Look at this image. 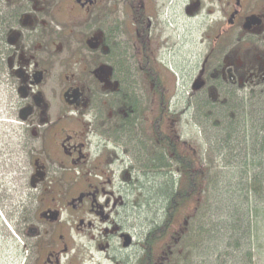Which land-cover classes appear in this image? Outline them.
Wrapping results in <instances>:
<instances>
[{"label": "flooded vegetation", "instance_id": "af4514ba", "mask_svg": "<svg viewBox=\"0 0 264 264\" xmlns=\"http://www.w3.org/2000/svg\"><path fill=\"white\" fill-rule=\"evenodd\" d=\"M161 19L199 36L180 107L147 51ZM263 88L264 0H0V256L20 241L23 264H146L126 226L130 179L172 149L198 156L175 127L194 104L255 103Z\"/></svg>", "mask_w": 264, "mask_h": 264}, {"label": "rangeland", "instance_id": "374dc122", "mask_svg": "<svg viewBox=\"0 0 264 264\" xmlns=\"http://www.w3.org/2000/svg\"><path fill=\"white\" fill-rule=\"evenodd\" d=\"M120 10L121 9H119V11ZM166 20L167 19H161L164 24V29L157 31L160 33L159 35H153L154 41H152V44L147 51L154 62V66L159 72L162 71L164 76H166V78H164V83L170 87L169 96H171L170 93L173 94L174 92L179 96L178 106L180 107L183 106L182 104L185 103L187 96L191 93V82L198 69V64L201 61L202 50H200L199 45H197V39L199 38L198 34H188L185 32L172 34L171 28ZM163 24L161 26H163ZM125 37L129 39L130 59L135 58V67H137L139 66L137 60L140 57L137 54L138 52L136 48H133L131 45L136 39V36L127 33ZM162 51L165 53L166 60H164L163 63L161 61L156 62L155 60H157L159 57L158 55L162 53ZM262 53V47L259 46L258 49H254V58L257 59L258 57V59H260L263 56ZM141 86L143 87V90L149 89L143 86V78H141ZM259 95L260 93L256 96L255 106L248 107V111L246 110V114L248 115L247 118H249V120L247 121L245 128H243L244 126L241 123V120L239 123H233V126H230L232 127L231 130L235 129L234 131H237V133L235 137L230 139V146L226 145L227 147H224V145H222L223 142H220L225 138L224 136H226L227 132L224 133L223 129H216L213 126L214 121L216 122L214 119L218 118H209L206 115L207 111L201 110V108H196L195 104L193 105V109L189 110V112L181 114V117L179 118L181 119V122L179 124L175 121L177 133L184 136V132H186V134L188 133L187 136L193 137V146L195 150H197L198 153L200 150L202 151L205 163L210 167V170L207 171L208 180L206 184H208L209 191L212 194V197L210 196L211 200L220 197L225 204L231 199L230 194H233L235 198L234 203L239 207L240 202L237 203L235 201L242 196L241 193L243 189H241V176L250 170L252 173L261 174V177L264 178V163H262L260 167V165H255L256 163L254 161V163L251 161L243 162L242 160L245 157L242 158L243 156L241 155L236 159L234 158L238 148L241 147L240 142L244 140V129L250 127L256 129L257 126L259 127V125L261 126V124H264L263 101ZM172 97L174 96L172 95ZM209 100L218 101V97L211 94ZM257 102L258 104H256ZM222 111L224 110H218L214 113L219 115ZM219 119L221 120V116ZM223 123L227 124V122ZM231 130L229 129L228 135L233 133ZM251 132L254 131L251 130ZM261 135L264 136V131H262ZM254 138V136L252 139L250 138L248 143H253ZM188 140H190L189 137ZM227 153H229L230 156H227ZM261 154V157L264 158L263 151ZM168 164V166L162 167L161 169L152 170L151 173H148L149 176L141 175L139 178L133 177L130 179V182L139 185L141 188L139 190H134L131 193H126L128 196L127 200L130 202L127 212L128 219L126 221V226L127 230L134 236L139 245L142 244L145 239V234L150 228H152L155 221L160 222V218L162 217V201L159 199L158 194L160 195V189L165 186L164 183L168 180L165 177L167 172L171 171L172 173H176L175 162L171 160ZM243 164H246L245 167L247 169L243 168ZM129 176L131 177V175ZM262 193L264 195V188ZM209 204L208 211L210 213L222 207V204L219 203L209 202ZM134 207L136 208L134 209ZM192 207V203L189 202L187 208L191 209ZM256 209L257 211L255 212L253 219V243L250 244L249 242H243L241 244L242 247L238 248L235 245V237L229 241L227 236L217 234L216 237H214L215 243H212L208 239L207 244H205L203 257L197 258L195 254L191 253L188 264H264V199L259 205H257ZM221 212L223 211L219 210L217 213ZM258 218L260 223L255 225V220ZM236 220L238 221V219ZM23 246V243L17 241L15 257L12 259L9 258V251H7L6 254H4L5 256H0V264H23L25 257V249ZM213 248L215 250H213ZM133 249L134 250L132 251H136L137 255L142 254V246H135ZM155 250L158 258L160 253L163 252L162 246L159 248L158 244L155 243L152 248L153 254L155 253ZM173 251H176V248H174ZM249 252L252 253L251 258L248 257ZM173 258L174 261L179 259L177 254H174ZM206 260H209V263H206Z\"/></svg>", "mask_w": 264, "mask_h": 264}, {"label": "trees", "instance_id": "16d2710c", "mask_svg": "<svg viewBox=\"0 0 264 264\" xmlns=\"http://www.w3.org/2000/svg\"><path fill=\"white\" fill-rule=\"evenodd\" d=\"M259 93L264 107V88L260 89ZM234 102L225 101V103H220L219 101L205 100L204 103L198 104L201 110L207 111L206 115L209 118L217 117L219 119L221 116L222 121L214 119L216 122L214 121L213 126L216 129H223L224 133L227 132L226 136H224L225 138L223 137L224 139L220 141L223 142L222 145L224 147H227L226 145L230 146V139L235 137L237 133V131H234L235 129L231 130L232 127L230 126H233V123H239L241 120L243 128H245L249 120L246 110L248 111V107L255 106V103L239 104ZM218 110H224L219 114L220 116L214 113ZM223 122H227V124ZM229 129L233 133L228 135ZM251 130L254 132H251ZM262 131H264V124L259 125V127L257 126L256 129L253 127L244 129V140L240 142L241 147L238 148L234 158L236 159L241 155L243 156L242 158L245 157L242 160L243 162L254 161L255 165H260L261 167L262 163H264V158L261 157V152H264V136L261 135ZM253 136L255 137L254 142L248 143ZM161 140L164 145L169 143L166 138H162ZM170 145L174 147V142ZM172 154L174 155L173 160L176 164V173L167 172L165 177L168 180L164 183L165 186L160 189V195L158 194L159 199L162 201V217L160 218V222L155 221L152 228L145 234V263L151 264L154 257L152 247L155 243L158 244L159 248L162 246L164 252H167V247L170 246L168 251H171L173 255L177 254L179 257V259L174 261L173 256H169L167 258L168 261L164 264H188L191 253L195 254L197 258H202L208 239L212 243H215L214 237L217 234L227 236L229 241L235 237V245L238 248L242 247L241 244L243 242L253 243V219L257 211V205L264 199L262 193L264 178L261 177V174H255L249 170L241 176L242 196L235 201L237 203L240 202L239 207L234 203L235 198L233 194H230L231 199L224 204L222 202L223 199H220V197L215 198V200H211L210 198L212 194L209 191L208 184H206L208 180L207 171L210 170V167L205 163L201 150L198 156L195 155L194 159L182 156L174 149H172ZM227 156H230L229 153H227ZM168 162L162 156L159 164L162 168L168 166ZM243 166V168L247 169L245 167L246 164H243ZM189 202L193 206L191 209L187 208ZM209 202L222 204V207L210 213L208 211ZM219 210L223 212L217 213ZM257 223H260L259 218L255 220V225ZM174 248H176V251H173ZM213 250L215 249L213 248ZM251 256L252 253L249 252L248 257L251 258ZM206 263H209V260H206Z\"/></svg>", "mask_w": 264, "mask_h": 264}]
</instances>
